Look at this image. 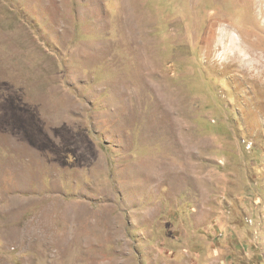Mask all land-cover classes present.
<instances>
[{
	"label": "rangeland",
	"instance_id": "1",
	"mask_svg": "<svg viewBox=\"0 0 264 264\" xmlns=\"http://www.w3.org/2000/svg\"><path fill=\"white\" fill-rule=\"evenodd\" d=\"M0 264H264V0H0Z\"/></svg>",
	"mask_w": 264,
	"mask_h": 264
}]
</instances>
